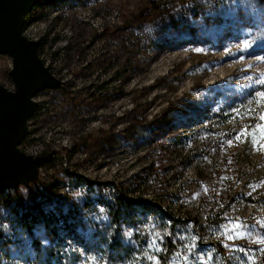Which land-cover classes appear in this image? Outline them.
Segmentation results:
<instances>
[{"label":"rangeland","instance_id":"rangeland-1","mask_svg":"<svg viewBox=\"0 0 264 264\" xmlns=\"http://www.w3.org/2000/svg\"><path fill=\"white\" fill-rule=\"evenodd\" d=\"M27 17L22 34L60 82L32 97L18 149L51 158L29 187L5 191L14 212L0 199V264L34 257L32 238L44 255L78 252L77 264L158 261L149 245L162 249L170 223L148 210L135 220L147 236L111 226L119 190L190 217L174 227L183 249L167 264H264V0H41ZM11 68L0 54L8 90ZM57 208L69 228L48 232L43 214ZM232 224L249 235L226 239Z\"/></svg>","mask_w":264,"mask_h":264},{"label":"water","instance_id":"water-1","mask_svg":"<svg viewBox=\"0 0 264 264\" xmlns=\"http://www.w3.org/2000/svg\"><path fill=\"white\" fill-rule=\"evenodd\" d=\"M39 1L0 0V54L12 60L9 75L14 83L13 90L0 85V189L19 184L29 187L38 175L29 178L33 167L51 158L50 154L34 157L18 149L27 133L26 122L37 107L32 97L60 82L39 58L38 42L22 34L26 13Z\"/></svg>","mask_w":264,"mask_h":264},{"label":"trees","instance_id":"trees-1","mask_svg":"<svg viewBox=\"0 0 264 264\" xmlns=\"http://www.w3.org/2000/svg\"><path fill=\"white\" fill-rule=\"evenodd\" d=\"M27 16H28V12L25 15L23 27H25L26 24L28 23V17ZM39 44H40V48L43 47V44H44L43 39L39 42ZM9 189H14V188L0 189V199L2 200V202L6 206L11 208L10 211L14 212L15 211V210H13L14 207L13 208L11 207V201H12L11 198H13L12 194L5 192ZM172 197H174L178 201H181L180 197L177 195L172 194L170 196V198H172ZM166 198H168V197L166 196ZM162 199H164L163 195H162ZM114 200L116 202L115 208L110 209L111 210V213H110V215H111L110 216L111 226L113 224L115 226H118L120 224H126L127 226H130V227L134 226L135 230L137 232H139L141 234V236H143V237L147 236L148 228L146 226L137 227L135 225V220L138 217L137 215L139 213L144 212V211H148V210L159 213L160 214L159 216H161V221L167 220L170 223V227L168 229H165V230L163 229L162 233H161L162 249H161V254L158 257L159 264H167V262L169 261V259L173 255H175V254L179 255L181 253V251L183 249V241H181V239H179L178 235L174 231V227L176 225H181L183 223H186L190 218L187 214L183 215L181 217L171 215L170 212H168L166 209L162 208L156 202L146 201L142 198L133 199L132 197H127L126 194L123 193V191H121V190H119L115 194ZM45 203H46L45 200H44V202H36V203H34V201H33L28 206H25V210H24L25 212L23 214L27 215L29 213V211H33L35 208H38V212H42V211H44L45 206H43V205H45ZM214 216H216V214L207 213L205 215L206 223L211 222L212 218ZM219 216H220V221H218V224L223 219L222 213H219ZM42 221H43L44 226L48 230V232H52L54 230H57V229H59V227L69 228L68 227L69 221L66 218V213L61 208L54 209L50 212L46 211L43 214V220ZM32 224H34V221H32ZM97 232H98V230L96 229L94 231V234ZM117 235H119V233ZM204 235H205L204 232L202 233V235H199L200 240L203 239ZM49 240L52 241V243H54L52 236L49 237ZM114 240L115 241L110 244L112 247V250L109 251V254L111 256L114 253L116 255L120 253L119 251H114V247H116V249L117 248H123V244L120 242V239H118V236H116ZM31 243H32L33 248L36 251V253H35L34 257H31L29 259L27 258L24 261L25 264H77L78 262H80V260H82L78 252H75L73 254L63 253V254H59V255H53L51 253V250H53L54 248H52V247H49L46 250V251H49L50 253L44 255L43 251H42L41 244L38 240L32 238ZM57 248H59V247H57Z\"/></svg>","mask_w":264,"mask_h":264},{"label":"snow or ice","instance_id":"snow-or-ice-1","mask_svg":"<svg viewBox=\"0 0 264 264\" xmlns=\"http://www.w3.org/2000/svg\"><path fill=\"white\" fill-rule=\"evenodd\" d=\"M235 2V6L236 8H240L242 7L247 0H234ZM243 47H247V45H243ZM196 51H200V49H196ZM259 120L264 122V114H261L259 116ZM257 128L262 127V125H257ZM244 133L241 132L239 135H237L236 139L239 140L240 136L243 135ZM229 143H231V141H229ZM262 147H264V145H262ZM246 225H240V224H232L230 226V228H225L224 230V235L226 237V239L228 240H233V239H241L244 238L246 235H249L243 231H241L242 228H246ZM262 227H264V225H262ZM257 244L259 245H264V238H259L255 241ZM194 246V245H193ZM228 245H225V247H227ZM150 248H154V250L156 252H159L161 249L156 245V241L153 240L152 243L149 245ZM260 251L262 253H264V248H261ZM149 260H151L153 262V264H159V262L157 261L156 257L153 255H150L148 257ZM248 264H255V260L253 257L249 256L248 258Z\"/></svg>","mask_w":264,"mask_h":264},{"label":"bare ground","instance_id":"bare-ground-1","mask_svg":"<svg viewBox=\"0 0 264 264\" xmlns=\"http://www.w3.org/2000/svg\"><path fill=\"white\" fill-rule=\"evenodd\" d=\"M31 101L33 102V100H31ZM38 159H40V158H38ZM37 173H38V167L34 166L33 169H32V172H31V174H30V176H29V178H30V177H33V176L36 175ZM29 178H28V179H29ZM28 179L25 181L26 184L28 183Z\"/></svg>","mask_w":264,"mask_h":264}]
</instances>
